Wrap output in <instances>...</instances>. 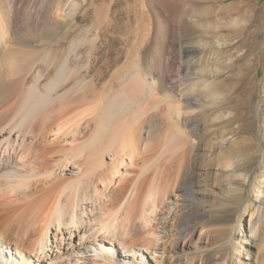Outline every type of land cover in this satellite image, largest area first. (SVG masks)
I'll return each mask as SVG.
<instances>
[{
  "label": "bare ground",
  "instance_id": "obj_1",
  "mask_svg": "<svg viewBox=\"0 0 264 264\" xmlns=\"http://www.w3.org/2000/svg\"><path fill=\"white\" fill-rule=\"evenodd\" d=\"M166 1V11L151 4L163 17L159 40L200 4ZM224 1L209 0V9ZM24 4L0 0V264H264L255 190L264 193L263 158L247 166L221 124L216 84L225 82L204 81L210 71L200 63L198 99L165 69L156 81L136 68L97 85L73 80L67 59L49 77L33 33L18 27ZM229 6L207 21L212 34L232 26ZM210 107L213 127L181 124Z\"/></svg>",
  "mask_w": 264,
  "mask_h": 264
},
{
  "label": "rangeland",
  "instance_id": "obj_2",
  "mask_svg": "<svg viewBox=\"0 0 264 264\" xmlns=\"http://www.w3.org/2000/svg\"><path fill=\"white\" fill-rule=\"evenodd\" d=\"M199 2L185 12L181 23L170 25L160 40L163 17L156 16L151 4L157 3L166 11V0H25L18 27L28 26L29 37L33 33L31 44L39 50L38 62L49 69V77H56L66 59L68 70L75 76L73 80L97 85L107 83L113 76L116 84L121 83L136 68L149 82L156 81V74L162 71L159 69H165L173 78L187 80V91L198 99L202 92L195 83L201 63L210 71L202 78L204 81H229L226 85L216 84L223 86L224 93L226 116L221 124L227 135L238 139L235 149L247 166H257L262 156L263 163L257 171L264 174V0H227L218 2L214 10L209 9V0ZM227 4H231V29L223 27L212 34L207 21ZM221 16V21L227 20ZM72 42L75 50L69 53ZM217 60L227 62L229 68L217 73L213 66ZM183 64L189 69L181 70ZM169 85L163 81L161 89L167 93ZM259 102L263 104L261 122L256 115ZM212 112L211 107L203 109L196 119L191 115L183 117L181 124L185 128L213 127ZM154 124L158 127L159 120ZM255 190L264 203V193L259 188Z\"/></svg>",
  "mask_w": 264,
  "mask_h": 264
}]
</instances>
